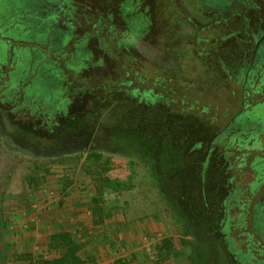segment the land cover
<instances>
[{
  "label": "rangeland",
  "instance_id": "1",
  "mask_svg": "<svg viewBox=\"0 0 264 264\" xmlns=\"http://www.w3.org/2000/svg\"><path fill=\"white\" fill-rule=\"evenodd\" d=\"M171 1L166 0L164 11L156 10L161 22L140 41L135 40L140 32L133 22L127 27L121 24L118 11L109 13V0H67V24L77 34L60 47L52 44L50 36L49 42L42 44L32 33H12L13 28L5 27L0 18V114L9 130L24 138L29 150L39 152L35 155L12 148L0 139V197L35 205L31 224L42 220L39 225L47 226L52 234L66 228L78 236L81 226L108 228L109 259L115 258L117 264H191V244L182 243L190 241L189 235L171 201L161 193L150 162L139 157L125 159L129 178L120 187L107 186L103 161L109 154L123 157V153L109 148L101 138L93 146H85L95 134H72L69 141L58 143L68 129L81 127L93 117L95 108L102 106L98 100L106 98L104 81L131 82L130 89L153 90L161 102L167 100L173 108L199 116L217 133L239 112L241 119L251 120L215 140L208 156L221 173L219 179L227 184V192L236 187V198L229 203L234 206L229 221L236 249L244 257L252 248L251 264H264L263 210L261 217L258 214L261 199L264 204V60L244 84L251 54L246 56L241 73L235 75L230 67L243 38L222 41L221 35L217 39V20L207 27L203 24L208 14L222 19L220 13L191 5L175 8ZM245 5L248 2L240 7ZM32 14L39 12L33 9ZM92 36L95 39L86 42ZM124 41L130 42L129 47ZM79 42L82 51L76 48ZM25 60L30 62L24 64ZM212 65L224 75L215 86L210 85L205 70ZM41 69L58 81H51L45 73L38 77ZM36 79L31 97L27 86ZM58 90L64 91L62 95ZM54 93L61 101L53 100ZM7 111L15 121L7 118ZM91 152L100 153L102 159H87ZM94 234H85L81 237L84 241L78 243L84 248L98 242L91 239ZM49 237L42 239L44 246ZM164 239H171L181 256L161 261L158 247ZM42 252L49 258L58 254L49 247Z\"/></svg>",
  "mask_w": 264,
  "mask_h": 264
},
{
  "label": "trees",
  "instance_id": "2",
  "mask_svg": "<svg viewBox=\"0 0 264 264\" xmlns=\"http://www.w3.org/2000/svg\"><path fill=\"white\" fill-rule=\"evenodd\" d=\"M14 3H17L22 10L13 9ZM24 4L21 0H0V8L5 11L3 14L6 15V11L10 13L13 29L10 26L8 28L15 34L19 31L24 34L32 33L37 41L43 43L42 39L46 38L50 30L47 28L46 33H43L38 30L40 25L29 23L26 19L30 17L37 19L42 17L38 14L36 16L30 14L28 11L31 10L26 9ZM2 19L5 22L7 17ZM205 70L206 75L209 73L208 79L211 86L221 84L224 75L217 66L212 65L210 69ZM40 72L50 74L42 69ZM40 72L38 77L41 76ZM36 83L37 81L34 82L35 85ZM103 83L106 98L98 100L102 106L95 108L93 117L81 127L72 126L68 129L63 139L68 137V134L78 133L84 136L109 135V148L123 153L124 158L109 154L103 161L101 168L105 185L122 186V181L127 180L130 175L124 165L125 159L139 157L151 163V169L157 181L163 179L174 186L177 180L176 186L180 190H185V193H182L185 197L190 195V190L195 189L196 179L208 181L210 185L207 187L211 191L218 189L221 173L206 154L209 147L212 149L213 142L222 137L219 136L212 141L217 133L214 126L207 125L205 120L188 110L173 108L167 100L161 102V96L155 94L153 90L141 92L138 88L130 89L129 86L132 83L125 81H104ZM17 86L16 84L15 87ZM106 86L109 87L108 91ZM58 91L61 95L64 92ZM54 95L55 93L52 94L54 101H61L60 97L57 100ZM63 139L58 143L60 144ZM87 159L99 161L102 155L91 152ZM260 215L261 211L259 217ZM182 243L186 246L190 241L183 240ZM48 247L50 251L58 254L52 258L41 256L37 258L35 264H86L81 256L82 245L68 231L61 230L51 234ZM158 249L163 262L168 261L172 256L179 257L182 254L176 250L171 239H164ZM188 258L192 261L193 254Z\"/></svg>",
  "mask_w": 264,
  "mask_h": 264
},
{
  "label": "flooded vegetation",
  "instance_id": "3",
  "mask_svg": "<svg viewBox=\"0 0 264 264\" xmlns=\"http://www.w3.org/2000/svg\"><path fill=\"white\" fill-rule=\"evenodd\" d=\"M189 1L191 3H188ZM21 2L25 3L24 7L26 9L31 10L28 11L30 14H32L33 9H37L38 15L42 17V19L30 17L26 19L29 20V23L40 25L38 30L43 33H46L47 28L50 30L46 38L42 39V44L49 42L50 36L53 40L52 44L55 47H60L65 39H71L76 36V29L67 24L68 19L65 17L67 0H21ZM165 2L166 0H109L106 4L109 5L110 14L115 10L118 11V18L122 25L128 27L133 22V27H138L140 35L135 36V40L140 41L139 38L147 37L148 31L152 33V28L161 22V20L158 21L156 19V10L157 12H160L161 9L164 11L165 8L162 7L166 4ZM171 2L175 8L179 5L180 7L182 5H191V8L198 9L197 7H199L203 10L211 8L220 13L223 16L222 19H217V15L209 16L208 14L206 17L207 22L203 24V27H207L212 21L217 20L216 24L219 27L217 29V39H220L221 35L222 41L231 38L236 39L237 37L238 39L243 38L238 48L239 53L232 58L230 67L235 75L241 73L246 66V62L244 61L246 56L251 54V61L244 84L253 78L254 69L258 66L259 61L264 60V40L258 45V42L264 36V0H173ZM245 2H248V5L240 7ZM254 2L259 3V5H254ZM12 8L21 9L17 6V3H14ZM237 8L240 9L237 10ZM241 10L243 15L240 13ZM42 12H45L44 16L41 15ZM110 18L113 19V17ZM175 21L179 24L177 20ZM239 21L241 22L240 24L238 23ZM86 39V42L89 43L92 41L91 39L95 38L92 36ZM123 43L128 47L130 45L128 41H124ZM76 48L78 51L84 49L80 42ZM29 62V60H25L24 64ZM49 62L50 60L47 61V63ZM262 68H264V65H262ZM40 75H43V73L40 72ZM47 78H52L51 80L54 82L58 81V79H54L52 76H47ZM34 82L32 85L27 86V92L28 94H32L31 97L35 94ZM8 117L13 118L9 111H7ZM240 117L241 112L235 114L226 126L213 136L212 141L219 136L224 137L232 129L242 126V123L248 124L251 122L248 118L241 119ZM13 121H15L14 118ZM70 138L71 134H68V137L61 141L62 144L69 141ZM98 138L103 139L105 145H109L108 134L105 137L98 136L97 134L92 137V140L85 142L84 145L88 147L93 146V143H96ZM0 139L4 144H10L12 148L19 150L27 149V151H32L35 155L39 154L35 148L28 149L23 137L13 134L9 130L8 123L1 114ZM212 150L214 149H210V147L207 149V156ZM158 184L165 199L168 202L171 201L170 205L172 204L173 211L189 235L194 257L191 264H251L250 260L253 257L251 253L252 248H249L247 254L243 257L241 250L236 249V242L230 235L233 227L230 226L229 215L234 206H230L229 203L232 198H236L235 185L232 187L231 192L228 193L227 184H223V181L219 179L218 189L211 191L207 187L210 185L208 181L196 179L194 182L195 189L190 190V195L185 197V194L182 195V193H185V190H180L176 186L178 184L177 180L174 182V186L163 179H158ZM259 207L261 212L263 210L264 214L263 199L260 200Z\"/></svg>",
  "mask_w": 264,
  "mask_h": 264
},
{
  "label": "crops",
  "instance_id": "4",
  "mask_svg": "<svg viewBox=\"0 0 264 264\" xmlns=\"http://www.w3.org/2000/svg\"><path fill=\"white\" fill-rule=\"evenodd\" d=\"M3 12L5 11L0 8V18L7 17L6 23L3 24L7 28L11 27L9 11H6V15ZM5 202H7L6 207L3 206ZM32 207L36 206L21 199H14L11 196L0 197V264H35L37 258L41 256L49 258L42 254V250L48 248V243L44 246L42 239L52 233L47 226L39 225L43 223L42 220L37 221L36 225L31 224L30 221H35L34 218L32 219ZM31 228L35 229L31 230ZM64 231L73 234V230L65 228ZM79 231L81 233L78 236H73L77 242L84 241L81 237L85 234L93 233L95 234L91 236V239L98 241L82 248L81 256L86 264H117L115 258L114 260L109 259L112 250L109 245L108 228L105 231L103 227L81 226Z\"/></svg>",
  "mask_w": 264,
  "mask_h": 264
},
{
  "label": "water",
  "instance_id": "5",
  "mask_svg": "<svg viewBox=\"0 0 264 264\" xmlns=\"http://www.w3.org/2000/svg\"><path fill=\"white\" fill-rule=\"evenodd\" d=\"M264 40V36L260 39V41L258 42V45Z\"/></svg>",
  "mask_w": 264,
  "mask_h": 264
}]
</instances>
